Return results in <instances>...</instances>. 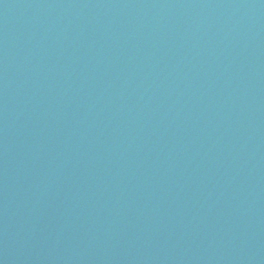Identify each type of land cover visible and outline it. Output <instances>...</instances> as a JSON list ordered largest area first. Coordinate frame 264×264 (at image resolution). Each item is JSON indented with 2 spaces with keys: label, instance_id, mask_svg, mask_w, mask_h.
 I'll return each instance as SVG.
<instances>
[{
  "label": "water",
  "instance_id": "95a60500",
  "mask_svg": "<svg viewBox=\"0 0 264 264\" xmlns=\"http://www.w3.org/2000/svg\"><path fill=\"white\" fill-rule=\"evenodd\" d=\"M0 264H264V0H0Z\"/></svg>",
  "mask_w": 264,
  "mask_h": 264
}]
</instances>
